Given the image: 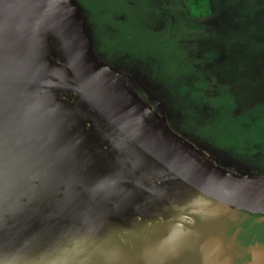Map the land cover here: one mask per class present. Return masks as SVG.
I'll list each match as a JSON object with an SVG mask.
<instances>
[{
  "label": "water",
  "instance_id": "obj_1",
  "mask_svg": "<svg viewBox=\"0 0 264 264\" xmlns=\"http://www.w3.org/2000/svg\"><path fill=\"white\" fill-rule=\"evenodd\" d=\"M170 114L78 0H0V264L229 263L223 224L264 218V171Z\"/></svg>",
  "mask_w": 264,
  "mask_h": 264
},
{
  "label": "flooded vegetation",
  "instance_id": "obj_2",
  "mask_svg": "<svg viewBox=\"0 0 264 264\" xmlns=\"http://www.w3.org/2000/svg\"><path fill=\"white\" fill-rule=\"evenodd\" d=\"M78 1L92 27L96 50L106 61L149 78L162 94L171 113L170 122L176 129L264 171V134H255L251 128L245 127L257 121L251 110L258 103L240 104L237 100V109L230 106L231 99L223 98V93L232 91V98L237 93L225 81L226 76L213 68L217 64L226 65L228 60V71L241 66L232 62L231 43L227 41L229 47L220 56L209 57L207 52L200 54L197 48L201 37H205L208 43L212 40L213 50L220 42L219 38H214L211 25L204 32L197 31L194 26L195 21L213 18V14L192 15L188 7L191 0ZM242 33L239 30L237 43ZM208 53L211 54L210 47ZM188 85L191 87L186 90ZM197 85L200 92L212 91L208 93L210 99H219L223 104L212 105L197 92ZM248 106L250 108L246 110ZM240 108H243L242 115ZM227 120L234 124L235 134L225 125ZM254 134L258 137L255 138ZM222 228L226 242L218 247L229 255L231 261L227 264H264L263 217L238 213ZM217 263V260L203 259L198 264Z\"/></svg>",
  "mask_w": 264,
  "mask_h": 264
},
{
  "label": "rangeland",
  "instance_id": "obj_3",
  "mask_svg": "<svg viewBox=\"0 0 264 264\" xmlns=\"http://www.w3.org/2000/svg\"><path fill=\"white\" fill-rule=\"evenodd\" d=\"M255 1L257 3H261V0H255ZM236 3H237L236 9H235V5H230V4L227 5L226 8H224L223 12H221L222 20H220V18H218V14L215 13L213 14V18L204 17L195 21L194 26L196 27L197 31L204 32L207 31V29L211 25V27L215 30L214 31L215 34H217V36H215L213 32L214 38H223V36L228 32H235L236 30L243 31L242 35L245 37L241 38L238 41L239 43L236 44L232 43V47H234V54L238 56L237 62L241 65H244L245 67L242 68L241 72L245 71V69L247 70L246 73L243 74L244 76H240L239 80L235 79L233 82L234 90L237 93L238 97L237 95L235 96V98L230 97L232 91L226 93L221 92V93H223V98L231 99L230 106H232L233 108L235 107V109H237L235 106L237 100L240 102V104L242 100H244L245 102H256L258 103V105L264 107V61L262 62L263 64L260 63L262 59H264V46L258 52L259 57L258 55L254 54L255 51L253 52L250 49V47L253 49V47H257L262 42H264V7L257 8L250 17L247 16L244 17V15H242L243 12L239 13V11L240 8H242V5L245 8H247L246 3L242 0H237L235 1V4ZM254 16L255 18H253ZM219 27H223V29L220 30ZM240 43L241 44L245 43L244 45L246 47L239 45ZM213 44L214 43H212V40L210 43H208L205 37H201L197 41V48H199V53L202 54L204 52H207V56L209 57L217 56L218 53L215 50H213ZM208 47L211 48V54L208 53ZM253 57L256 59L258 58L261 61L255 62L253 60ZM213 68L217 69L223 76H226V73L228 72V67L226 65L221 66L217 64L214 65ZM257 71H260V73H258ZM147 79L150 81L149 78ZM202 85L206 86L205 84ZM190 87L191 86L188 85L186 87V90L189 89ZM197 88H198L197 92L200 95H202L206 100L208 99V101H210L212 105L215 106L216 103L218 104L219 102L223 104V102L219 99H214V100L210 99L208 93H211L212 91L200 92L198 85ZM194 93L197 94L196 90ZM239 113L240 115H242L243 108L239 109ZM225 125L229 127V129H231L232 134H235V127L232 126L234 124L231 125L229 120H227ZM245 127L246 128L248 127V130H250L251 128L255 132V134H264V116L262 117V113L260 120H257L256 122H253L252 124H249ZM255 134L254 137L257 138L258 136H256Z\"/></svg>",
  "mask_w": 264,
  "mask_h": 264
},
{
  "label": "trees",
  "instance_id": "obj_4",
  "mask_svg": "<svg viewBox=\"0 0 264 264\" xmlns=\"http://www.w3.org/2000/svg\"><path fill=\"white\" fill-rule=\"evenodd\" d=\"M235 1L237 0H191L188 7H189V10H190V13L194 16H208L210 14H215L217 13L218 14V18H220V20H222L221 18V12H223L224 8H226L227 5H235V9H236V5L237 3L235 4ZM246 3L247 5V8H245L243 5H242V8H240V11L239 13H242V15L247 16V17H250L252 16L253 12L257 9V8H260V7H264V0H261V3H257L255 0H242ZM261 12V10H260ZM259 17V16H258ZM241 18V17H240ZM255 18V16L253 17ZM220 30L223 29V27H219ZM215 30L213 29V32ZM238 34H239V30L236 32H228L227 34H225L223 36V38H219L220 39V42L218 44L217 47L214 48V50L218 53V56H220L221 54L225 53L227 48L229 47L227 45V41H229V43H231V47H232V43H237V38H238ZM206 35V34H204ZM214 35L217 36V34H215L214 32ZM245 36H243L241 34V38H243ZM264 42H262L260 45H258L257 47H253V49L250 47V49L254 52L255 55H258L259 57V50H261V48L264 46L263 44ZM242 44H245V43H242ZM232 51H233V59H232V62L233 61H238V56L236 54H234V47H232ZM253 60L255 62H259L261 61L260 59H256L253 57ZM264 61V59H262V61L260 62L261 64H263L262 62ZM236 64H239L238 62ZM241 65V64H239ZM227 67L230 66V60L227 61V64H226ZM244 67V65H241L239 66L236 70H233V71H228L226 73V80L225 81H228L229 84H231V86H233L234 88V80L237 79L239 80L240 79V76H244L243 74L246 73V69L245 71L241 72L242 68ZM245 68V67H244ZM258 73H260V71H257ZM228 76V78H227ZM244 103H256V102H245L244 100H242V104ZM250 106L246 107V110L249 109ZM251 113L253 116H255V118L257 120H260L261 119V113H262V117L264 116V107L261 106V105H257L253 110H251Z\"/></svg>",
  "mask_w": 264,
  "mask_h": 264
}]
</instances>
